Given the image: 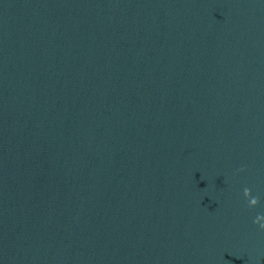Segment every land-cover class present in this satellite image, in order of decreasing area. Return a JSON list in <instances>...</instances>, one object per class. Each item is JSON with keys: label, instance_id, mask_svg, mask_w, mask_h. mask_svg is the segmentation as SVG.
Returning <instances> with one entry per match:
<instances>
[{"label": "water", "instance_id": "95a60500", "mask_svg": "<svg viewBox=\"0 0 264 264\" xmlns=\"http://www.w3.org/2000/svg\"><path fill=\"white\" fill-rule=\"evenodd\" d=\"M0 264H264V0H0Z\"/></svg>", "mask_w": 264, "mask_h": 264}]
</instances>
